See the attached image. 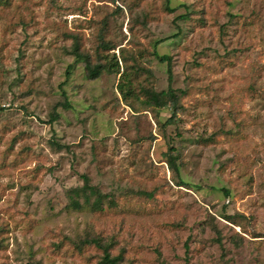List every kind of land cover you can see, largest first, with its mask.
I'll return each mask as SVG.
<instances>
[{
  "label": "rangeland",
  "instance_id": "obj_1",
  "mask_svg": "<svg viewBox=\"0 0 264 264\" xmlns=\"http://www.w3.org/2000/svg\"><path fill=\"white\" fill-rule=\"evenodd\" d=\"M121 49L157 91L185 93L174 124L76 56L116 53L122 73ZM155 51L172 57V82ZM83 175L101 210L71 205ZM91 241L120 264H264V0L0 8V264H104Z\"/></svg>",
  "mask_w": 264,
  "mask_h": 264
},
{
  "label": "trees",
  "instance_id": "obj_2",
  "mask_svg": "<svg viewBox=\"0 0 264 264\" xmlns=\"http://www.w3.org/2000/svg\"><path fill=\"white\" fill-rule=\"evenodd\" d=\"M11 4V0H0V8L8 7ZM166 10L170 13L174 12V9L167 4ZM182 18L185 16L182 15ZM176 36V35H175ZM109 44L105 43V50H109ZM77 50V49H76ZM112 50L110 46V51ZM121 61L123 65V72L121 73L122 67L121 63L113 53L111 57L104 56V52L100 53L101 60L98 63H93L89 57L76 53L77 58H83L85 62V68L90 79L99 78L104 73H116L121 74V82L118 85L119 93L121 94L123 100L128 103V105L135 109L131 100L141 102L145 110L149 109H170L171 117L165 123L166 125L174 124L178 121V114L183 109L181 105V93L171 86L167 91H157L155 87L148 84L150 78H154L153 71L149 68L143 66L139 59L130 53H126L125 49H121ZM111 54V53H110ZM154 55L158 58L161 63H166L168 67L169 81H173V60L169 55H160L155 51ZM142 77H145V81L142 82ZM137 89L139 90L137 92ZM66 108L70 107L67 100L63 103ZM59 114L54 112L52 114L51 122L57 121ZM171 154L166 155V162L175 174L179 175V165L178 158L173 154L175 149L171 148ZM176 152V151H175ZM84 184L82 187L74 188L70 191L71 205L74 209H81L84 206H89L94 210H101L102 204L106 199L100 189L97 186L91 184V178L88 175L82 176ZM180 186H184L185 183L180 181ZM227 195L230 194L229 191H225ZM83 199V202H81ZM110 202H112L110 200ZM231 218V217H228ZM96 246L104 251L103 262L104 264H120V257H112L109 252L110 247H106L100 244V241H91ZM90 242V243H91ZM89 243V244H90ZM81 244V243H80ZM83 244V243H82ZM81 244V245H82ZM80 245V246H81Z\"/></svg>",
  "mask_w": 264,
  "mask_h": 264
}]
</instances>
